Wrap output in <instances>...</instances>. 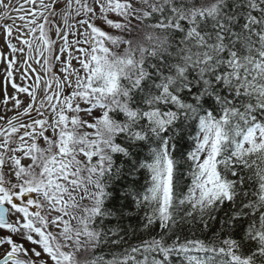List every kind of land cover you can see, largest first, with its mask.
I'll return each instance as SVG.
<instances>
[{
	"label": "snow or ice",
	"instance_id": "snow-or-ice-1",
	"mask_svg": "<svg viewBox=\"0 0 264 264\" xmlns=\"http://www.w3.org/2000/svg\"><path fill=\"white\" fill-rule=\"evenodd\" d=\"M0 264H264V0H0Z\"/></svg>",
	"mask_w": 264,
	"mask_h": 264
}]
</instances>
